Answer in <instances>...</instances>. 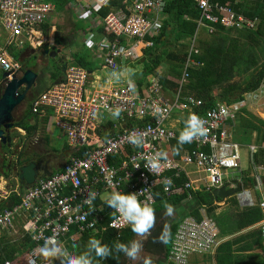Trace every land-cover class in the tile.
Returning a JSON list of instances; mask_svg holds the SVG:
<instances>
[{
  "label": "built area",
  "instance_id": "built-area-1",
  "mask_svg": "<svg viewBox=\"0 0 264 264\" xmlns=\"http://www.w3.org/2000/svg\"><path fill=\"white\" fill-rule=\"evenodd\" d=\"M109 1L87 0L77 6V12L91 14ZM165 2L133 0L129 14L123 12L105 18L107 31L117 38L142 40L157 31L159 26L149 15L161 12ZM194 4L200 14L199 23L205 25L209 34H213L216 27L227 30H252L255 27L256 20L236 13L220 0H194ZM52 12L53 5L47 0H0V27L21 45V38L31 39L35 29ZM99 48L103 51L104 65L112 70L119 69L129 59L138 58V44L126 49L118 40L113 43L103 41ZM117 60H120V65ZM189 65L196 64H186L181 83L188 78ZM0 68L10 74L8 79L13 74H21V65L5 52H0ZM88 77L86 70L69 66L63 80L40 94L32 104L33 114H38L42 108L52 109L55 127L65 134L68 145L81 155L71 158L61 171L39 179L25 190L19 205L0 212V232L11 230L16 218L21 214L27 215L26 234L37 246L29 252L26 264H41L46 248L62 246V240L66 238L75 241L83 233L99 227L107 215H112L106 226L108 229L122 231L130 227L114 209H104L100 201L103 193L109 194V198L114 192L136 193L141 202L153 206L157 189L167 197L193 190L190 182L176 183L184 166H195L203 171L210 191L223 186L225 172L240 169L239 149L231 141L230 125L235 113L244 106L243 102L232 106L216 103L202 113L203 102L194 97L180 98L178 95L173 101L163 98L156 80L149 81L146 91L125 84L90 94L87 92ZM116 109L120 110L119 116L132 124L103 142L93 143L90 129L98 112L113 113ZM174 111L184 116L186 124L191 115L198 116L207 130L206 135L191 142L195 148L180 161L167 155L162 148L172 141L179 143L175 132L167 127ZM133 137L142 138V145L132 144ZM126 151L131 152L121 160V153ZM157 153L166 155L158 159V171L150 172L146 168L147 162ZM115 158L119 159L118 165L112 164ZM263 179L264 174L254 176L258 190ZM88 191L97 193L91 205L85 203ZM12 193L19 195L15 189ZM10 194L5 193L4 198ZM258 207L263 213L258 229L264 239V197ZM218 242L219 230L213 219L185 217L177 226L167 261L169 264H189L191 256L210 253Z\"/></svg>",
  "mask_w": 264,
  "mask_h": 264
},
{
  "label": "crops",
  "instance_id": "crops-1",
  "mask_svg": "<svg viewBox=\"0 0 264 264\" xmlns=\"http://www.w3.org/2000/svg\"><path fill=\"white\" fill-rule=\"evenodd\" d=\"M168 1L170 0H166L164 9L161 12L152 13L149 15V17H151V19L156 24H158L159 27L157 31H155V33H153L152 35L145 36L144 39L142 40L125 38V37L117 38L116 36L112 35L111 33L107 31V27L104 23L105 18L109 15L123 13V12L126 14H129V12L131 11L130 8H131L133 0H123L122 5L124 9H117V10L110 11L109 14L102 20L93 19L92 17L93 14L91 13L89 17L90 21L88 22L89 23L88 27L86 29H82V31H79L74 26L73 18L78 17L80 20L84 21V15L88 13L87 11L81 14H79L78 12H75L76 15L71 14V16L69 17V20H70L68 22L70 24L69 28H67L68 29L67 31L65 29L63 34H60L59 32H57V29H59V26L57 27V24L55 23L57 20L56 16L59 15L61 12L65 14L66 12L70 11L71 5L68 8H66V10L64 11H58L54 3H52L51 1H48L53 5V12L43 24H41L37 29H35V33L31 36V39L28 40L25 36L24 38H21V41H22L21 45H19L16 40L11 39L8 36V34H6V32H4L2 28L0 27V30L5 33L4 41H2V39L0 38V52H5L9 56V58L18 62L21 65V70L25 69V65L28 60H32V66L30 68L38 76L37 77L38 85L34 86L28 92L26 99L24 101L23 112L20 115V117H18V120L17 118H15V115H13L15 124H17L22 119H26L25 121L28 123V125L33 127L35 130L32 132L30 136L27 137L25 130L14 127L15 130L11 135V138L13 139L11 140V145L9 148L4 147L2 149L3 150L2 153H9L11 151L16 150V146H13L14 142L16 143V145H18L17 150L18 149L23 150L25 148L26 142L31 138L32 141L34 142V145H32L31 147L32 151L33 150L39 151L40 156L44 155L50 159L51 158L52 159L53 158H63L64 159L62 164L58 166L57 164L53 162H49L48 165H46L47 172L54 174L57 172L56 171L57 169L63 167L66 163L70 161V159L74 155L75 150H73L68 145L65 134L55 127V115L52 109L42 108L39 111V113L36 114L37 115L36 117L32 115H27L28 114L27 111L29 107L32 109L33 102L38 98L40 94L44 93L49 88L54 86L56 82L63 80L65 76L66 68L69 66L82 68L88 72L89 77H88V82H87V92L90 94L93 92L109 91L111 89L121 87L125 84H132L136 86L137 89L140 87L141 90L138 89L139 91H144V90L146 91L149 81L156 80L160 87L163 98L169 101H173L174 99H176L178 95L181 98L182 91H184L183 88L185 87L186 82H187V79H186L184 82L181 83L183 72L185 70L187 63H191V62L195 63L192 56L199 54V48H198L199 40L203 38L209 39L217 31L218 28L224 31H229V30L221 28V27H216L214 33L209 34V32H207L205 25H201L199 23L200 21V16H199V19L196 21L197 28H196L194 37L189 42L188 56L184 63L181 76L178 79L177 77L172 76V74L170 73V71L172 70V67L168 65L167 61H163L161 65L157 67L151 75H147L144 79L142 75L144 59L140 60V58L143 55L142 52L144 50L148 48H152L154 46L153 39L155 37H158L161 32L162 23L165 20L164 10H165V7ZM236 1L240 2L241 0H236ZM86 2L87 0H76V5L81 6L85 4ZM224 5H228V4H224ZM53 19L55 21L54 23H52ZM85 20H88V18H86ZM252 20H256V24H255V27H256L258 23V19L255 18ZM243 30H246V29H243ZM230 31L237 32V30H230ZM89 40H91L90 46L88 43ZM115 40L120 41L121 46L125 47L126 49L134 47L135 44H138V48L141 47L140 44H142L143 47L139 50V55L136 60L129 59L126 62L122 63L119 69L112 70L110 68H107L104 65L103 51L100 50L99 45L103 41H108L109 43H113ZM167 41H168L167 44L163 47V51L169 50L168 48L171 47V44L174 41L173 36L170 33L167 34ZM61 48L67 50L69 52V56L60 63V66H59L60 73L58 75H54L51 72V69L48 67L47 63H45V61L43 60L41 55L45 54V51H47L48 53L45 55L54 56L55 51L60 50ZM163 51H160V52H163ZM11 52L17 54V59L13 58V56L11 55ZM52 53L53 55H51ZM117 64L120 65V60H117ZM195 64L196 65H189L187 67V73H188L189 68L193 66L198 67V64L197 63ZM64 66H66V68ZM0 73H2V75L4 73L1 70V68H0ZM162 77L176 84L177 91L175 92L172 90L163 89L161 82H160V78ZM2 84L3 82L0 79V95L3 89ZM240 95H241L240 100L230 103V104L228 103L226 104V105L232 106L240 102L244 103V106L239 108V110L235 113V117L230 125L231 126L230 128L231 141L234 144H236L239 149L240 169L237 171L225 172V175L223 177V185H227L228 189L234 187L236 183H239L242 186L249 185V191H247V194L246 195L244 194L242 198H238L237 196H232V197L227 198L223 202H221L220 200L216 201L210 197V199L213 201V205L217 207V209L215 210L216 216H219L223 213L234 215V213L236 212V209H235L236 207H230L228 204V202H230L231 199H235L238 203V207L240 209H243L246 207L258 206V203L260 202L262 197H264V179L262 180L260 190L256 188V184L255 185L253 184L255 183L254 182L255 175L264 174V166H257L254 164V154L258 150L257 144H256L257 133L256 131H251L249 135L250 137H248L249 139L245 140V138H242L239 135L235 137V130L232 129V126H235V127L237 126L236 128L240 131L239 129L240 125L237 121H239L238 113L240 112L241 109L246 110L253 117L264 121V80L262 81V83L260 84L257 90L247 92V93L241 92ZM202 113H204V111ZM131 124L132 123L130 121L128 122L124 120L121 116L114 117L112 113L103 112V111L98 112L97 120L91 126V129H90L91 139L93 140L92 142L95 144L103 142L108 137L125 131ZM167 127L172 129L175 132L176 136L179 138L180 133L186 127V121L184 119V116H181L179 112L174 113L172 117L170 118V120L167 122ZM15 133H17L16 135H18L17 139L14 137ZM188 145L194 146L193 143H184L181 145L177 141H172L168 144H164L162 148H163V151L167 155L171 156L177 161H180L181 157H183L185 154L193 150V149H189ZM263 147H264V144H263ZM241 148L244 150L243 153H241ZM202 149L204 151H208L206 148H202ZM2 153H1L2 158L0 161V201H5L7 200L6 198H4L5 193H12V190L15 189L20 195L21 191L25 192L26 189L23 187L21 188L19 185L20 184L19 182L15 183L12 180L8 181V179L6 178V175L9 176L11 172L8 171L7 169V162H5L6 161L5 159H3L4 155L2 156ZM193 176H197V178ZM243 177L250 178L251 179L250 182H244ZM182 179H185L184 183L190 182L192 184L193 190L191 191L193 193L206 191L210 195L211 191L209 189L206 175L204 174L203 171L198 170L195 166H184L183 173H181L177 181L179 182ZM201 183L204 184L203 187L199 185ZM253 193H256L255 200L252 197ZM104 194L106 193H103L101 195L100 201L101 203L104 204V209L110 211L112 210V208L106 204V200L109 199V194H106L107 197L103 198ZM155 203H156V199H155ZM199 205L200 204L198 200L195 197L192 198L190 196V198L187 201H185L176 210L173 211L175 216L173 217L172 219L173 221H171L170 225L172 224V222L173 223L175 222L177 216H179L180 218H185V217L194 218L192 216H188V214L191 210L198 207ZM200 215H201V219L202 218L213 219L212 217H209L208 215H206L204 209L200 210ZM262 216H263V213H262ZM108 217H112V215H107L106 220ZM167 219L168 218L166 217L165 222L167 221ZM106 220L105 222L101 223L100 226L97 227L95 230L91 232L83 233V234H88V233L94 234V232H97L98 229H100L101 231H105L106 227L104 224L106 223ZM14 224L21 225L20 229L24 231L23 233L24 235L26 233L27 226H28L27 215L21 214L18 218H16ZM258 224H256L253 227H249L247 229H242L240 231H237L236 229L234 231V227H235L234 225L227 227L226 231H225V227H224V231L223 230L221 231V229H219V226H217L219 230V242H218L217 247L210 253L191 256L189 258V264H218L219 259L222 262H227L228 255L226 254V252L217 254V248L219 245L230 243V242L233 243L231 246L232 251H234L233 258L240 257V259H243L246 262L248 261L247 260L248 256L256 255L258 256L257 259L258 260L260 259L262 261L261 264H264V239L262 237L261 239H263V243L261 244V248H257L255 246V247H252L251 250H248L246 252H240L241 247L251 245L252 242H250L251 241L250 239H246V240H242V239H244V237L248 235L251 231L259 230ZM9 231L10 230L1 231L0 239L1 238L3 239L4 237L9 239L8 238ZM79 237H81V235ZM238 239H241V240L237 241ZM17 240H14V242ZM144 255L145 254H143V256ZM257 259H253L251 261L254 263L255 261H257ZM138 260L144 261L143 257ZM138 260L136 261V264L140 263ZM165 262L166 264L168 263L167 260ZM233 262L234 263L236 262L235 259H233ZM154 264H162V263L159 261Z\"/></svg>",
  "mask_w": 264,
  "mask_h": 264
},
{
  "label": "trees",
  "instance_id": "trees-1",
  "mask_svg": "<svg viewBox=\"0 0 264 264\" xmlns=\"http://www.w3.org/2000/svg\"><path fill=\"white\" fill-rule=\"evenodd\" d=\"M54 3L58 11H64L68 8L74 0H48ZM123 0H110L100 10L93 12V19H104L110 11L117 9H124L122 5ZM222 4H228L236 13L243 14L250 19H258V23L253 30H237L224 31L220 28L209 38H203L198 42L199 54L193 55L192 58L198 67H191L188 69V78L185 87L182 91V98L194 97L203 102L201 112L212 108L216 103L230 104L241 99V92H251L259 88L264 80V0H220ZM165 20L162 23L161 32L158 37L153 39L154 46L142 52L140 58L143 62V78L151 75L154 70L161 65L163 61H167L168 65L172 67L170 73L172 76H181L184 63L188 56L189 42L193 39L199 19V11L196 9L194 0H170L167 2L164 10ZM173 36V43L171 49L163 51V47L167 44V34ZM139 50L143 47L140 44ZM173 50V51H172ZM163 51V52H160ZM160 52V53H158ZM14 59H17V54L11 52ZM140 63V62H139ZM250 76L249 79L244 78L241 84L231 83L235 76ZM144 81V80H143ZM163 89L177 91L176 84L168 81L166 78H160ZM141 90V88H138ZM216 90V92H214ZM27 115L36 117L29 107ZM237 121L240 125V131L232 126L235 130V137L241 136L248 140L251 131L257 133V152L254 154V164L257 166H264V121L253 117L246 110H240ZM22 119L14 127L21 128L26 131L27 137L35 130L29 126ZM138 125L140 123H137ZM26 137V138H27ZM189 149H194L193 145H188ZM131 151L121 153V160L126 159ZM81 153L75 151L73 157L79 156ZM123 158V159H122ZM118 158L112 160L113 165H117ZM62 167L57 169L59 172ZM7 177V175H6ZM46 178L41 176V179ZM250 178H244V182H250ZM185 179L177 181V185L184 184ZM11 193L5 201H0V212L5 209H11L20 204L21 196ZM190 196L195 197L199 206L191 210L188 216L194 217L196 220L201 219L200 210L204 209L206 215L212 217L221 231H225L227 227L234 225L237 231L247 229L258 224L263 216L258 206L246 207L240 209L235 199L228 202L230 207H236L234 215L223 213L219 216L215 215L216 206L210 199V195L206 191L193 193L191 190L185 191L180 195L167 197L160 189L155 190L156 203L152 206L156 214V222L149 233H146L142 240H140L142 254H148L162 259L164 261L168 258L171 242L179 222L183 219L177 216L175 222L168 225L165 222L166 213L165 205H172L176 210L181 204L187 201ZM173 210V211H174ZM178 215V214H177ZM111 217H108L105 227ZM180 218V219H179ZM173 221V220H172ZM232 223V224H231ZM168 226H167V225ZM220 231V232H221ZM135 235L131 230V226L122 231H113L106 227L105 231L98 229L97 232L82 234L75 241H70L68 238L62 240V247L67 253L79 255L88 249L89 241L91 239H98L103 244L113 247L117 243L129 244L135 240ZM2 237V236H1ZM5 239V240H4ZM250 239L252 242L250 246H243L240 252L251 250L252 247L261 248L263 239H261L260 231L253 230L242 240ZM241 239H238L239 241ZM232 242L219 245L217 254L225 253L228 255L227 262L218 260V264H261L262 261L256 255L248 256L244 261L240 257L233 258L231 249ZM28 234H24L16 243H12L9 239L4 237L0 239V264L9 261L10 264H26V259L29 252L36 247ZM60 248V246L58 247ZM59 250V249H58ZM61 250V249H60ZM235 259V263L233 262ZM257 259L254 263L251 261ZM130 258L123 253L113 251L112 256L105 259L97 258L94 264H129ZM226 260V259H225ZM169 264V263H167Z\"/></svg>",
  "mask_w": 264,
  "mask_h": 264
},
{
  "label": "clouds",
  "instance_id": "clouds-1",
  "mask_svg": "<svg viewBox=\"0 0 264 264\" xmlns=\"http://www.w3.org/2000/svg\"><path fill=\"white\" fill-rule=\"evenodd\" d=\"M89 46L91 40H89ZM112 115L119 117L120 110L116 109ZM207 134V130L204 127V122L196 115H191L187 121L185 129L180 133L179 143H191L195 138L204 136ZM137 147L141 146L143 139L140 137H133L130 141ZM166 154L157 153L152 159L147 162L146 168L150 172L158 171L159 164L158 159L164 157ZM97 198V193L94 191H88L85 199V203L91 205ZM106 204L119 213L124 221L131 226V230L137 235H144L149 233L154 227L156 222V214L154 208L141 202L136 193H120L114 192L110 198L106 200ZM166 213L172 215L173 206L165 205ZM141 250V244L138 241H131L129 244L117 243L113 247H109L107 244H103L98 239H91L89 241L88 249L79 254L67 253L66 264H94L97 258L105 259L112 256L113 251L117 253H123L129 258H135ZM55 251V249L53 250ZM48 253V249H45Z\"/></svg>",
  "mask_w": 264,
  "mask_h": 264
},
{
  "label": "water",
  "instance_id": "water-1",
  "mask_svg": "<svg viewBox=\"0 0 264 264\" xmlns=\"http://www.w3.org/2000/svg\"><path fill=\"white\" fill-rule=\"evenodd\" d=\"M47 53L48 52L45 51V54ZM51 55H53V53ZM64 67L66 68V66ZM9 75V73H3L1 76L3 89L0 95V143L6 145L7 148L11 145L10 132L15 124L13 113L16 108L25 101L28 92L36 85L38 77L36 73L26 65L25 69L21 70L20 76L13 74L11 78L8 79ZM56 84H58V82H56ZM32 145H34V142L30 138L26 142L23 150L18 149L19 151H11V157L7 158L6 155L3 157V159L6 160L4 161L7 162V169L11 170V176L9 175L6 177L8 181L12 180L13 182H19L20 187L26 190L35 185V183L41 179V176L48 178L52 175L50 172H47L46 165L41 167L40 163H36L37 159L40 158V153L36 150L32 151ZM253 184L255 185V183ZM235 185L229 189L227 185L212 189L210 197L216 201L220 200L223 202L232 196L242 198V196L244 194L246 195L247 191H249V185L242 186L239 183Z\"/></svg>",
  "mask_w": 264,
  "mask_h": 264
},
{
  "label": "rangeland",
  "instance_id": "rangeland-1",
  "mask_svg": "<svg viewBox=\"0 0 264 264\" xmlns=\"http://www.w3.org/2000/svg\"><path fill=\"white\" fill-rule=\"evenodd\" d=\"M71 10L66 12L65 14L63 12H61L59 15L56 16L57 20L56 22L54 21V19L52 20V23H56L57 27L59 26V29H57V32H59L60 34H63V32L68 30L67 28H69V17L71 16V14H75V12H77V5H76V0L74 1L73 4H71ZM76 10V11H74ZM90 14H86L84 15V21L80 20L78 17H74L73 18V24L74 26L79 30L82 31V29H86L88 27V22L90 21L89 19ZM86 18H88V20H85ZM79 19V20H78ZM87 21V22H86ZM0 38L2 39V41H4L5 38V33L3 31L0 30ZM45 46V45H44ZM43 46V48H44ZM43 60L45 61V63H47L48 67L51 69V72L54 75H58L60 73V63L65 60L68 56H69V52L63 48H61L60 50H56L54 53V56H50V55H45L42 54L41 55ZM26 66H28L29 68L32 66V60H28L26 62ZM0 75H2V73H0ZM250 76H240L237 75L235 76V78L232 80L231 83H236V84H241V82L243 81L244 78L249 79ZM1 79V76H0ZM38 83H36L35 86H37ZM39 88V87H37ZM214 92H216V90H214ZM23 108H24V102L21 103L16 110L14 111L13 115L17 116V120L18 117H20V115L23 112ZM176 113V111L173 112V114ZM17 133L14 134V137L17 139L18 135H16ZM17 142V141H16ZM243 149L241 148V153H243ZM0 161H1V156H0ZM11 174V173H10ZM11 176V175H10ZM195 178H197V176H193ZM16 183V182H15ZM201 187H203L204 184H199ZM107 197L106 194L103 195V198ZM252 197L254 198V200L256 199V193H253ZM227 208V207H225ZM175 216L174 213H172V215H169V217H167V223L168 225H170L173 217ZM170 218V219H169ZM21 225L19 224H14L13 228L9 231L8 234V238L10 239V241L12 243H16L19 239L22 238V235L24 233L23 230L20 229ZM145 235V234H144ZM144 235H135V241L140 242V240H142V238L144 237ZM19 238V239H18ZM18 239V240H17ZM14 240H17L14 242ZM64 247L60 246V248L58 247H49L46 248L48 249V253L44 252L42 253L41 256V264H66V253L65 252H59V251H64L63 249ZM55 249V251H53ZM59 249V250H58ZM61 249V250H60ZM140 252H142V250H140ZM138 253L137 256L133 259L130 258L129 260V264H136V261L140 258L143 257V260L146 264H154L157 262H161L162 264H166L165 261H163L162 259H157L156 257L150 256L148 254H145L143 256L142 253Z\"/></svg>",
  "mask_w": 264,
  "mask_h": 264
},
{
  "label": "flooded vegetation",
  "instance_id": "flooded-vegetation-1",
  "mask_svg": "<svg viewBox=\"0 0 264 264\" xmlns=\"http://www.w3.org/2000/svg\"><path fill=\"white\" fill-rule=\"evenodd\" d=\"M15 118H17L16 115H15ZM14 130H15V129L13 128L12 132H10V133H11L10 136L12 135V133L14 132ZM11 140H13V139L11 138ZM13 146H16V150H17V146H18V145H16L15 142H14ZM4 147L6 148L7 146H6V145H3V144L0 143V156H1V153H2V151H3L2 149H3ZM16 150H15V151H16ZM18 151H19V150H18ZM18 151H17V152H18ZM3 155H6V157L9 158V157H11L12 152H11V153H2V156H3ZM1 158H2V157H1ZM63 161H64L63 158H53V159L51 158V159H50V158H47V156H44V155H43V156H40L39 159H37L36 163H40V164H41V167H42V166H45V165H48L49 162H53V163L57 164V166H58V165L62 164ZM7 167H8V166H7ZM8 171L11 172V170H9V169H8ZM138 261L140 262L139 264H145V262L142 261V260H141V261L138 260Z\"/></svg>",
  "mask_w": 264,
  "mask_h": 264
}]
</instances>
